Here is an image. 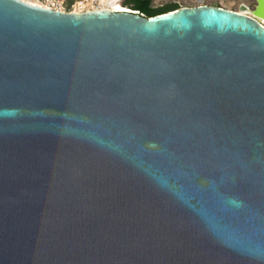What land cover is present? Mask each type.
Listing matches in <instances>:
<instances>
[{
	"label": "water",
	"instance_id": "obj_1",
	"mask_svg": "<svg viewBox=\"0 0 264 264\" xmlns=\"http://www.w3.org/2000/svg\"><path fill=\"white\" fill-rule=\"evenodd\" d=\"M255 1L0 0V264H264Z\"/></svg>",
	"mask_w": 264,
	"mask_h": 264
},
{
	"label": "rangeland",
	"instance_id": "obj_2",
	"mask_svg": "<svg viewBox=\"0 0 264 264\" xmlns=\"http://www.w3.org/2000/svg\"><path fill=\"white\" fill-rule=\"evenodd\" d=\"M28 2H34L35 0H26ZM61 2H63L64 5H66V0H60ZM79 0H75L73 2L76 3ZM89 3L91 2V0H87ZM170 3H177L180 4L181 8H194L197 6H216L219 8H223L226 10H231V11H235L238 12L239 11V7L241 5H244L248 8L249 12L248 14L250 15V13L254 10L255 6H256V1L255 0H153L152 1V6L154 8L157 7H162L165 6L167 4ZM100 1L97 0L96 1V5L100 6ZM117 5L121 6L122 8H127L128 10H131L129 6L125 5V1L124 0H120ZM133 11V10H131ZM136 12V11H133Z\"/></svg>",
	"mask_w": 264,
	"mask_h": 264
},
{
	"label": "trees",
	"instance_id": "obj_3",
	"mask_svg": "<svg viewBox=\"0 0 264 264\" xmlns=\"http://www.w3.org/2000/svg\"><path fill=\"white\" fill-rule=\"evenodd\" d=\"M74 1L75 0H66V7L68 10H70L71 5L73 4ZM124 1L126 6L131 7V10L136 11L145 17H151L181 8L180 4L177 3H170L162 7L154 8L152 6L153 0H124Z\"/></svg>",
	"mask_w": 264,
	"mask_h": 264
},
{
	"label": "built area",
	"instance_id": "obj_4",
	"mask_svg": "<svg viewBox=\"0 0 264 264\" xmlns=\"http://www.w3.org/2000/svg\"><path fill=\"white\" fill-rule=\"evenodd\" d=\"M96 1L97 0H91L89 3L87 0H79L71 5L70 10H68L66 5H64L60 0H35L31 3L54 11L83 13L100 9V6L96 5Z\"/></svg>",
	"mask_w": 264,
	"mask_h": 264
},
{
	"label": "bare ground",
	"instance_id": "obj_5",
	"mask_svg": "<svg viewBox=\"0 0 264 264\" xmlns=\"http://www.w3.org/2000/svg\"><path fill=\"white\" fill-rule=\"evenodd\" d=\"M100 1V9H109L115 12H122V7L117 5L120 0H99ZM33 4V3H32Z\"/></svg>",
	"mask_w": 264,
	"mask_h": 264
},
{
	"label": "snow or ice",
	"instance_id": "obj_6",
	"mask_svg": "<svg viewBox=\"0 0 264 264\" xmlns=\"http://www.w3.org/2000/svg\"><path fill=\"white\" fill-rule=\"evenodd\" d=\"M262 3H264V0H262Z\"/></svg>",
	"mask_w": 264,
	"mask_h": 264
},
{
	"label": "flooded vegetation",
	"instance_id": "obj_7",
	"mask_svg": "<svg viewBox=\"0 0 264 264\" xmlns=\"http://www.w3.org/2000/svg\"><path fill=\"white\" fill-rule=\"evenodd\" d=\"M130 9H131V7H130Z\"/></svg>",
	"mask_w": 264,
	"mask_h": 264
}]
</instances>
